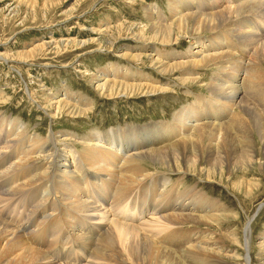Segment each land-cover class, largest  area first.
Masks as SVG:
<instances>
[{"label":"bare ground","instance_id":"1","mask_svg":"<svg viewBox=\"0 0 264 264\" xmlns=\"http://www.w3.org/2000/svg\"><path fill=\"white\" fill-rule=\"evenodd\" d=\"M224 1L228 3L225 8L205 13L211 6ZM169 2L171 17L168 20L160 13L156 19L150 10H147L149 20L152 22L150 30L153 33L135 34L144 42L141 44L143 46H124L116 53L117 57L126 60L129 66L123 68L115 64L108 65L104 70H100L98 75L92 77L91 84L101 96L111 98L121 93L152 94L166 91L170 83L163 84L154 75L151 76L135 67L136 63L144 61L145 58L158 74L171 78L176 76L182 86L198 82L200 69L213 68L214 76L208 87L210 98L189 92L195 96V102L179 110L171 122L151 123L138 128H118L104 135L91 133L87 137L79 138L82 147L80 151H77L78 148L75 149V145H69L67 142L63 146L69 148V152L75 155L73 161L65 151L61 153V149L51 152L55 146L68 141L67 137L71 138V135L66 137L65 132L58 135L51 131L46 138L35 135L29 137L30 149H27L19 159L21 163L12 164L0 176V180L11 177L9 190L0 193V205L20 196L22 198L19 201L34 198L32 194L44 193L40 198H35L36 202L31 211L33 214L43 204L50 203L55 207L54 214L62 207L73 212L69 213L70 217L65 215L64 218L59 217L56 220L58 223L55 221L56 226L64 223L68 227L62 246L73 244L68 249L70 255L80 253L83 250L81 245L90 246L94 240L92 235H89L88 240L81 234L85 230L91 231L87 224L93 223L97 229V235L94 237L104 235L96 242L97 247L91 252L92 255L88 256V260H85L86 264H235V261L230 259L239 254L238 249L245 252L243 262L240 264H264V232L258 239L259 253L256 254V261L252 254L255 250L249 229L252 217H248L243 230L244 239L243 236H237L239 233L223 235L229 238L230 248H227L228 245L226 247L227 239L223 241L222 237L215 240L210 234V239L205 240L199 235L201 229H184L183 225H203L211 228L216 221L235 219L236 211H229L224 204L207 196L205 191H194L196 187L178 190V186L185 182V176L190 174L189 172L201 177L203 174L210 180L216 171L222 173L226 167L230 170L232 168L230 163H224L221 160L223 157L227 160L232 157L239 158L236 164L243 166L264 164V158L258 159L260 155L264 156V120H258L256 115L251 114L245 99L248 91L252 90L264 108V0H169ZM172 27L176 30L173 39L169 31ZM183 36L191 45L186 52L167 53L159 48L168 46L169 49H173ZM103 41L107 43L106 39ZM154 42L158 45L149 46ZM31 54L23 55L30 57ZM0 57L3 58V54H0ZM4 60L7 61L5 58ZM130 81L134 84H130ZM74 97L68 87L57 93L50 92L41 108L50 119H56L60 115L81 117L88 114V108L92 107L91 100L84 96L78 97L81 102L79 104ZM242 104L245 106L242 107ZM237 108L244 113L247 112L250 120L242 118L246 114L238 116ZM237 125L242 127L239 131L244 136L233 134ZM20 130L14 138L27 136L28 132L24 126ZM4 131L5 124L0 123V137ZM203 134H209L213 138L211 145L192 141L196 136ZM72 137L76 138L74 135ZM253 137H256V140ZM16 140L1 142L3 146L0 145L2 146L0 169L10 164L11 159L3 160L5 154L3 151L5 148L11 149ZM231 141H233L231 152L226 155L222 144ZM239 142L247 146V155H244L237 146ZM181 145H185L181 156L176 150L178 156L169 160L165 157L166 153L174 151L173 149ZM38 154L45 162L42 166L40 164L41 170L29 184L23 187L17 185L18 181L15 178L26 169H33L30 167L32 162L37 165L38 159L35 161L33 157ZM205 159L209 168L202 165ZM147 160L166 164L171 174L182 175L183 177L177 180L178 185L172 184L168 179L164 182L159 181V187L157 183H150L155 175L150 174L144 167L143 164ZM92 176L106 178V181L95 178L100 183L97 181L92 183L88 179ZM81 180H85V183L83 184ZM44 182L45 186H39L44 185ZM48 182L50 186L47 185ZM146 182L150 183L146 186L151 191H145L142 196L130 197L134 189L141 188L140 185ZM153 185L154 191L151 189ZM255 186V182H250L247 185V193L251 194V189ZM11 190L13 192L9 194ZM31 190H38L40 193H32ZM54 192L58 199H52ZM87 194L90 201L86 198ZM150 207L154 211L151 216H142L146 210L150 211ZM124 215L127 217L132 215L131 223H126L125 219L119 220ZM231 215L232 218H229ZM30 216L27 215V218ZM135 221L140 223L135 224ZM8 224L0 220V264H54L51 260L49 262L48 253L41 249L47 248L45 243L54 242L53 239L59 229L54 230L49 237L33 232L30 242L38 247L36 248L26 240L31 232L30 225L28 228L21 226L22 233L30 229V232L24 235L16 230L17 228L14 229L13 225ZM71 233L76 236H72ZM85 233L84 235L87 234ZM192 233L197 236L195 240H189L194 236ZM71 263L72 260L65 264Z\"/></svg>","mask_w":264,"mask_h":264},{"label":"rangeland","instance_id":"2","mask_svg":"<svg viewBox=\"0 0 264 264\" xmlns=\"http://www.w3.org/2000/svg\"><path fill=\"white\" fill-rule=\"evenodd\" d=\"M222 3L213 7L210 5L212 8H208L205 13L210 10L223 9V7L225 8L228 5L226 1ZM170 4L169 0H0V54H3V58L0 57V123H4L6 127V131L1 133L0 145L6 141L11 142L13 139H17L15 141V145H17L12 146L13 149L5 148L3 151L5 152L2 157L3 160L11 159V161L9 165L0 169V176L12 164L21 163L19 159L22 158L23 153L27 149H30L31 143L29 137L31 138L33 135L46 138L51 131L57 134L65 132L66 137L71 135V138L67 137L68 141L60 143V146H55L53 150H50L54 153L57 149L58 151L61 149L60 152L65 151L67 156H71V160L73 161L75 155L69 152V148L63 146L67 142L69 145H75V149L77 150L78 148L77 151H80L82 147L79 144V138L87 137L91 133L104 135L109 133L110 130H117L118 128H138L151 123L171 122L173 116L179 110L195 102V96L189 92L196 95H203L207 99L210 98L211 94L209 93L208 87L214 76L213 68L206 70L200 69V80L198 82L187 83L184 87L176 79V76L171 78L170 76L158 74L154 67L151 68V65L145 58L144 61L136 63L135 67L141 69L144 73L151 74V76L154 75L163 84L170 83L166 91L152 94L144 92L137 94L128 93V95H125L121 93L111 98L106 95L101 96V93L96 91L91 84L92 77L98 75V72L104 70L108 65L115 64L123 68L129 66L128 62L123 59L120 60L116 53H119L124 46H143L141 44L144 42L139 40L135 34L138 35L143 32L153 33L150 30L152 22L149 20L147 10L149 9L150 13L156 19L160 13V15H163L168 20L171 17ZM169 31L173 39L176 33L175 27H172ZM104 39H106L107 43L103 41ZM156 45L158 44L154 42L149 46ZM190 47L189 40L184 38V36L181 37L178 44L174 45L173 49H169L168 46H159L163 52L172 53L175 51L179 54L186 52ZM225 50L227 51V49ZM24 53L33 54L30 57H25L23 55ZM130 84H134L133 81H130ZM66 87H68L70 93L75 95L74 100H78L77 102L79 104L81 102L78 97L84 96L91 100L92 107L88 108V114L81 117H78V115L74 117L60 115L56 119H50L42 110L41 105H43L45 98L50 92L57 93ZM248 92L245 98L247 107H249L251 114L257 116L258 120H264V108L261 106L260 101H258L260 99L258 97L256 99L257 94L254 91L253 93L252 90ZM60 97L62 98V96ZM244 106L242 104V107ZM236 110L238 116L242 114L241 117L247 113L239 110V108ZM242 118L244 120L246 119V121L250 120L247 114ZM16 125L18 126L16 127ZM22 126L26 128V132H28L27 136L14 138L17 133H20ZM236 128L233 134L243 135L240 132L242 127L237 125ZM10 129L11 131H8ZM73 135L76 138H73ZM5 137L7 138L4 139ZM253 139L256 140V137H253ZM240 140L243 141L242 139ZM192 141L202 145H211L213 138L209 134H203L196 136ZM232 144L233 141L222 144L225 147L226 155L230 154ZM184 146H178L173 149L174 151L168 154L166 153L165 157L169 160L171 157L178 156V152H180L181 156ZM189 146L193 148L192 145ZM237 146L242 150L244 155H247V146H243L240 142ZM260 146L261 144L258 145V147ZM40 158L41 160H39ZM263 158V155L258 157V159ZM33 159L35 161L38 159L36 161L37 165L35 166L32 162L30 167L33 169H26L20 176L18 175L19 177L17 176L15 178L18 181L17 185L23 187L29 184L41 170L40 164L42 166V163H45L44 159L39 157V154L38 156H34ZM221 160L224 163L229 162L232 168L229 170L226 167L222 173L216 171V174L210 180L203 174L201 177L197 176L194 172H189L190 174L185 176L186 179L184 178L185 182L178 186V190L182 191L196 187L197 189L194 191H205L204 193L207 196L224 204L229 208V211H236V215H234L236 218L229 219L232 218L231 215L228 218L229 220L226 219L222 222L216 221L211 228L203 227V225L190 224L183 225V227L184 229H201L202 232L199 235H202V238H205V240H209L212 236L211 238H215V240L222 237L221 240L224 241L227 239L224 237L227 233H229V235L227 234L228 236L232 235V233L236 235L239 233L237 236H243L242 239H244L243 230L247 225L248 217H252L253 220L251 219L252 223H250L249 229L251 230L252 243H255L253 245L255 250L253 249L252 254L256 261V254L259 253L257 246L258 239L260 234L264 232V164L243 166V164H236L239 158L233 157L229 160L223 157ZM143 165L150 174L155 175H152L154 178L152 177V180L149 182L157 183L158 187L160 186V182H164L165 179L171 180L172 184H177V180L183 177L182 175L171 174L166 168V164L147 160ZM183 165L185 166V164ZM202 165L203 167L209 168L207 159L204 160ZM95 178L106 181V178L101 179V177L94 176L88 179L92 183L93 181L100 183ZM10 181L11 177L0 180V193L6 191V189L9 190L8 185ZM45 182L44 185L39 184V186H45ZM82 182L84 184L85 180ZM149 182L140 185L142 186L141 188L137 187L134 189L132 191L134 194L130 193V197L142 196L145 191L149 190L146 186L150 184ZM250 182H255L256 186L251 189V194H248L247 185ZM47 185L50 186L49 182ZM153 188L154 185L151 188L154 191ZM135 190L137 192H134ZM31 191H33L32 193H40L38 190ZM12 192L13 190L8 193L10 194ZM53 194L52 199L57 198L55 192ZM32 195L34 198L29 197L19 201L22 198L20 196L16 199L14 198V200L11 199L9 203L0 205V220L9 223L8 225H13L12 227L14 229L17 228L16 230H19L20 233H22L20 231L21 226L28 228L30 225L31 230L27 229L23 232L24 235H27L31 231L26 239L29 241V244L31 243V238H33V232L49 237L54 230L59 229V232L53 239L54 242L52 244L45 243L47 248L41 249L46 254L48 253L47 257L49 262L51 260L54 264H65L72 260L74 264H80L81 262V264H86L85 262L88 260V256L92 255L91 252H94V249L97 247L96 242L104 234L101 237L99 236L100 234L97 238L94 237L97 235V229L94 228L93 223L87 224V227L91 231L88 232L85 230L81 235L82 237L85 236L84 238L88 240L90 238L89 235H92V240H94L91 241L89 247L81 245L83 249L81 252L83 254L85 253L84 255L81 252H78L79 254L77 253L76 255H70L68 249L73 244L62 246L63 238L68 233V227L64 223L61 226H56L55 221L59 217L64 218L65 215H69L68 217H70L69 213L73 214V212L62 207L63 210L60 208L54 214L55 207L50 203L48 205L43 204L33 214L31 211L36 202L35 198H40V195H44V193ZM58 196L60 195L58 194ZM86 196H88L86 198L90 201V196L88 194ZM152 210L153 208L150 207V211L146 210V213H143L142 216H151L154 212ZM228 214H231V212H228ZM27 215L33 216L27 218ZM131 216L127 217L124 215L119 220L125 219L126 223H131ZM154 216L160 217V215ZM112 217H114V214H112ZM44 218L49 220H44ZM138 223L140 222H136L135 224ZM71 235L76 236L73 233ZM192 235L194 236L189 238V240H195L197 237L194 233ZM82 237H80V240ZM228 240L229 238L227 241L225 240V244L226 247L228 245L227 248H230ZM48 241H50V238H48ZM31 244L38 248L34 243ZM242 250L238 249L240 251L238 252L239 254L234 256L235 258L230 259L233 262L235 261V264L243 262L245 252Z\"/></svg>","mask_w":264,"mask_h":264}]
</instances>
